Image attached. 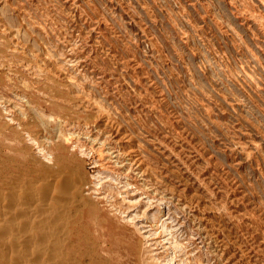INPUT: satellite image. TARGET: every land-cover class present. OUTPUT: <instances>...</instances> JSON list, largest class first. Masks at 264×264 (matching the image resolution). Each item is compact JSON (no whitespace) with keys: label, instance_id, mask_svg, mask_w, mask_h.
<instances>
[{"label":"rangeland","instance_id":"1","mask_svg":"<svg viewBox=\"0 0 264 264\" xmlns=\"http://www.w3.org/2000/svg\"><path fill=\"white\" fill-rule=\"evenodd\" d=\"M58 131L84 264H264V0H0V176Z\"/></svg>","mask_w":264,"mask_h":264},{"label":"bare ground","instance_id":"2","mask_svg":"<svg viewBox=\"0 0 264 264\" xmlns=\"http://www.w3.org/2000/svg\"><path fill=\"white\" fill-rule=\"evenodd\" d=\"M61 139L58 131L38 142L42 158L38 167L23 157L0 176V264H84L74 225L88 201L81 195L74 171L61 163L66 148ZM8 153L6 149L11 162ZM14 171L19 172L17 181ZM19 181L24 183L22 191L9 189Z\"/></svg>","mask_w":264,"mask_h":264}]
</instances>
